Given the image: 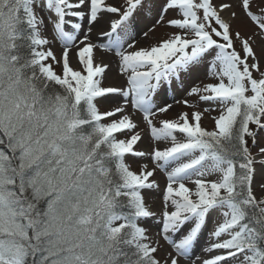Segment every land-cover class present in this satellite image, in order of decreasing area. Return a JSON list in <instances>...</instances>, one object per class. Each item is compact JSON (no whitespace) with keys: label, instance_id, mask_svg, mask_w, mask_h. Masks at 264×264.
Segmentation results:
<instances>
[{"label":"snow or ice","instance_id":"6c2138e0","mask_svg":"<svg viewBox=\"0 0 264 264\" xmlns=\"http://www.w3.org/2000/svg\"><path fill=\"white\" fill-rule=\"evenodd\" d=\"M137 15L153 21L142 33ZM201 64L196 101H176L192 111L160 119L161 84ZM141 122L163 148L137 150ZM262 138L264 0H0V264H264ZM128 154L153 167L132 170ZM213 212L209 255L192 259Z\"/></svg>","mask_w":264,"mask_h":264},{"label":"rangeland","instance_id":"374dc122","mask_svg":"<svg viewBox=\"0 0 264 264\" xmlns=\"http://www.w3.org/2000/svg\"><path fill=\"white\" fill-rule=\"evenodd\" d=\"M222 0H214V3H221ZM223 2H228V3H232L234 6L237 2V0H223ZM259 2V0H258ZM235 10L239 13V9L235 8ZM134 27H135V31L137 33H142L143 31L146 30L147 27H150L151 24L153 23L152 19L149 18L147 15L141 16V15H137V17L134 20ZM102 26L96 27L93 31V35L95 38V40L93 41L94 43H102V42H106V39L101 37L100 35H97V33H100V29ZM232 30L233 32L239 30L241 32L242 35L249 33L251 31V25L248 23V21L246 20V18H244L243 16L240 17V19L234 20L232 21ZM172 31H175L174 29H171L167 26L164 27H160L157 29L155 35L157 37L160 36H164L166 34L171 33ZM43 35H46L47 38L51 41L50 47H52V49L54 50L55 54L57 56L61 55V51H62V46L60 44V42L58 40L54 39V35L51 34V32L49 33H42ZM140 37L138 36V39ZM152 41H148V43H151ZM259 46H257V54H259ZM73 58H72V66L74 68L78 67V63L77 60L74 57V53L72 54ZM54 69L57 72H60L61 70V66L59 65H53ZM113 74H112V78L114 80H117L115 78V66L113 65ZM206 65L205 64H201L199 66V68L197 69V71L193 72V73H188V74H182L180 80H173L170 84L167 82H163L160 86V88L157 90L155 96H154V103L158 106H162L165 102L172 104V108L170 109V111L168 113L165 114H160L159 118L160 119H164V118H175L176 114L182 111H192V109H189L187 107H185V105H183L182 103H176V101H182V100H189L190 102H195L196 98L195 97H188L187 96V91L194 86L195 84L200 83L201 81H206ZM105 84H108V80L105 79L104 81ZM112 103H114L113 101H109L108 104L106 106H110ZM205 107H210V105L201 102L199 104V109L202 110ZM214 107V106H212ZM103 110V109H102ZM219 112L218 111H213L211 112V114L209 115L208 113H205L204 117L201 120V125L209 130H211L214 127V121L211 119V116H216L218 115ZM137 120H141L142 121V117H140L139 115H137L136 117ZM138 131H141V135L143 138L146 139L147 142V147L146 148H141L140 147V142L138 143L137 150H142L145 152H150L151 151V147L154 146L156 143H158V146L163 148L165 145L163 142H153L151 141L150 138V134H148L146 126L141 122L139 128L137 129ZM119 135V134H118ZM120 138H124V136H120ZM179 138V136H178ZM262 142H264V138H262ZM253 151L255 152L256 149H253ZM126 163H128L132 170L134 171H139V168L142 164L147 163L149 165V167H153V165L151 164L150 158L148 157H144V158H139V157H133L131 154H128L126 156ZM157 180H159L160 184H161V188H163L164 184H165V177L163 175V173L157 172L156 173V177ZM189 187H192L191 184H189ZM146 195H148L146 193ZM152 197L155 198V202H157V207L153 206L154 210H159V194L158 193H151L150 194ZM217 219H219L218 214L216 212L211 213V215L208 217V222H207V226L203 229L202 234L200 236V239L198 241V243H196L194 245V249L192 252V259H195L197 256H203V253H200L201 248H205L208 246V242H209V232L211 231V229L214 226V221H216ZM143 226H145L148 230H149V234L152 235L153 238H155V235L158 231V226L157 224L153 221V220H148ZM161 244H164V241L161 239L160 241ZM167 247V245H165V248ZM158 256H163L164 255V249H161L160 252L157 253ZM209 255L208 253L204 254V256Z\"/></svg>","mask_w":264,"mask_h":264},{"label":"bare ground","instance_id":"6f19581e","mask_svg":"<svg viewBox=\"0 0 264 264\" xmlns=\"http://www.w3.org/2000/svg\"><path fill=\"white\" fill-rule=\"evenodd\" d=\"M99 26H102V25H99ZM99 26H97V27H99ZM91 38H92V40L94 39L95 40V38L96 37H94V35L93 34H91ZM93 40V41H94ZM72 58H73V56H72ZM96 59H97V61H100V60H108V59H110V55L109 54H103V53H99V52H97L96 53ZM113 70V69H112ZM108 71L107 72V76H106V79L108 80V84H111V83H118L119 81L118 80H114L113 78H112V74H113V71ZM140 147L141 148H146L147 147V142H146V139L145 138H143L142 139V141L140 142ZM157 202H155L154 204H153V206H156L157 207ZM200 253H203V256H204V254H206L204 251H202V252H200ZM193 255V254H192Z\"/></svg>","mask_w":264,"mask_h":264}]
</instances>
